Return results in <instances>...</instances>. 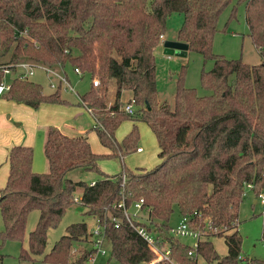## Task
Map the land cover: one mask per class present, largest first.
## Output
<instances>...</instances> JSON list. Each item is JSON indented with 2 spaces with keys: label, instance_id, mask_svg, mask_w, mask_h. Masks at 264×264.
Masks as SVG:
<instances>
[{
  "label": "trees",
  "instance_id": "obj_1",
  "mask_svg": "<svg viewBox=\"0 0 264 264\" xmlns=\"http://www.w3.org/2000/svg\"><path fill=\"white\" fill-rule=\"evenodd\" d=\"M234 0H0V81L4 70L16 64L57 69L69 66L86 75L90 87L80 100L90 111L98 143L105 158L135 152L136 123L147 126L157 147L158 164L150 170L109 176L97 167L85 136L66 137L55 128L46 132L42 148L46 173L31 169L32 150L13 146L7 151V177L0 188V238L20 241L26 217L37 211L35 227L27 235V251L19 258L39 256L46 232L57 226L73 203L74 193L84 215L107 222L120 195L125 205L142 199L149 208L150 228L164 236L175 206L179 217L206 230L197 256L203 264H243L236 220L246 186L252 195L264 193V63L249 66L211 53V41L220 14ZM243 4L244 22L252 46L264 59V0H235ZM234 8V7H233ZM234 10V9H233ZM233 12V11H232ZM182 15L176 40L199 54L212 67L199 75L204 95L182 86L178 77L172 106L157 99L154 49L171 14ZM96 80L98 85L91 86ZM114 97L108 102L109 88ZM129 93L132 114L124 113L120 94ZM0 98L32 110L44 104L65 105L57 90L42 95L38 84L13 78ZM128 133L117 143L114 133L125 121ZM75 169L101 176L92 185L74 182L66 174ZM163 221L162 226H158ZM110 258L120 264H138L152 258L144 242L122 221L117 229L106 226ZM222 237L226 254L218 257L210 238ZM264 241V223L261 229ZM83 222L70 224L42 255L43 264L68 263L74 243H86ZM171 257L191 264L187 247L167 238ZM86 252H79L74 264Z\"/></svg>",
  "mask_w": 264,
  "mask_h": 264
},
{
  "label": "rangeland",
  "instance_id": "obj_2",
  "mask_svg": "<svg viewBox=\"0 0 264 264\" xmlns=\"http://www.w3.org/2000/svg\"><path fill=\"white\" fill-rule=\"evenodd\" d=\"M182 20V15L171 14L165 21L161 41L174 42ZM210 50L213 55L220 56L225 60H239L249 66L264 63V59L259 57L247 35L243 4L241 2L234 0L218 17ZM153 55L155 89L158 101L164 102L170 107L172 106L173 92L178 77L182 78L183 87L194 89L198 95H204V91L199 85V75L201 72H207L211 69V61H204L199 54L192 51H187L180 56L173 53L167 58V55L163 53V48L159 46L154 49ZM22 71L20 68L8 70V73L4 76V83L8 85L10 80ZM33 73L34 75L28 77V80L39 84L43 94L55 92L49 87V80L55 83L58 81L56 77L50 74L46 76L38 68H33ZM75 74L68 68L66 70L67 81L65 83L59 82L61 89L59 92L57 91L62 99L73 103L76 102L74 93L76 92L78 95L84 94L90 82L86 75L77 76ZM128 97L129 93L124 91L120 100L125 102ZM40 106L42 107V105ZM40 106L32 110L30 114L27 111L12 109L8 101L0 98V123L6 122L10 125V129H6L3 135L6 136V133L8 135L13 133L11 136L14 137L15 133H17L24 138L25 143L33 144L34 149L29 146L33 152V158L37 159L35 166L39 170H43L45 161L42 151L41 149H37V145H39V140L43 137V133L47 128H56L64 134L70 133L73 129L78 131L87 130L90 150L100 156L97 161V167L102 173L109 176L119 174L122 169L128 172L140 169L150 170L158 164L157 147L154 137L147 126L141 122L136 123L138 132L136 147L141 149V153L136 154L133 152L122 158H105L104 156L107 154V151L97 142L94 134L89 132L92 126L91 119L80 106L65 107L58 104H46L45 106L49 108L45 112L37 113ZM130 126L131 122L129 120H125L119 125L114 133V139L117 143L128 133ZM0 131L2 130L0 129ZM125 173L121 172V174ZM0 177V180H2L3 177ZM66 177L71 181L84 182L86 184H89L90 181L101 179V176L97 173L86 172L81 169L72 170L66 174ZM74 199H76L75 203L66 209L57 226L47 230L46 243L42 255L49 252L53 244L64 235L66 227L70 224L83 222L86 225L88 233L92 230L95 220L84 215V208L77 203V199H79L78 190L74 193ZM256 199V196L246 190L238 207L235 230L240 238L239 256L242 259L241 261H245L243 264H264V241L261 239V229L264 223V217L261 215V212L264 211V205L261 206ZM253 201L256 203L253 204ZM140 216L145 218V214L143 213ZM37 218V211L28 213L23 237L20 241L3 240L0 238V264H43L42 255L31 256L29 254V260L19 258L20 250L27 251V235L35 227ZM178 220L179 215L175 206H173L167 226H174ZM2 230L3 226L0 218V234ZM87 241L86 243L77 242L73 244L71 248L73 252H69L68 263L72 262L74 264L73 261L76 260V255L89 247ZM177 241L184 246L190 244V241L187 239H178ZM210 243L218 257L225 256L226 246L222 237H212L210 238ZM106 260L107 258L105 257L100 261L105 262ZM197 264H203L202 260H198Z\"/></svg>",
  "mask_w": 264,
  "mask_h": 264
},
{
  "label": "built area",
  "instance_id": "obj_3",
  "mask_svg": "<svg viewBox=\"0 0 264 264\" xmlns=\"http://www.w3.org/2000/svg\"><path fill=\"white\" fill-rule=\"evenodd\" d=\"M162 36H159V42L161 41ZM169 56H167L168 58ZM22 69L24 72L19 74L17 77L19 79H26L32 75L33 68H38L44 70V72L53 74L56 76L59 82L65 83V79L54 73L49 69L43 67H33L27 63L16 64L13 69ZM74 73L79 75V71L74 69ZM3 77L0 81V96L7 91L8 85L4 83V76L8 73V70H4ZM98 82L94 79L91 81V86L96 87ZM50 88L56 89L57 87L53 84L50 85ZM70 91H72L70 89ZM132 103L125 104L122 109L124 113L131 115L132 114ZM87 113L90 114V111L87 110ZM91 115V114H90ZM140 148H136L135 152H140ZM121 186L125 182L124 174H121L120 177ZM92 185V183L90 184ZM247 190H250V186H246ZM261 206L264 205V193L257 195V199ZM143 201L139 199L138 201L132 202L129 207L125 205L123 195H120L119 200L111 206V210L119 214V216L108 215L107 222H100L95 220L92 230L87 232V244L88 248H85L81 252H86L83 260L78 264H120L118 261L110 258V246L106 241L105 231L106 226L111 225L113 229L119 228L122 221L131 229L145 244L148 252L151 253L152 258L140 262L138 264H181L179 261L171 257L169 243L167 238L178 240V239H187L190 241V244L187 247L186 256L191 264H197L198 256L197 249L199 242L202 240L204 235H206V230H199L195 228L186 218L179 217V220L172 227H168L167 233L164 236L156 229L150 228L149 220V208L142 207ZM145 214V218H142L140 214ZM261 215L264 217V211L261 212ZM163 221L159 223L158 226H162ZM73 252V250H70ZM79 256V255H77ZM107 258L105 262H101V259Z\"/></svg>",
  "mask_w": 264,
  "mask_h": 264
},
{
  "label": "crops",
  "instance_id": "obj_4",
  "mask_svg": "<svg viewBox=\"0 0 264 264\" xmlns=\"http://www.w3.org/2000/svg\"><path fill=\"white\" fill-rule=\"evenodd\" d=\"M175 42H178L176 39L174 40ZM162 43H163V41H160L159 43H158V45L157 46H159V47H161L162 48ZM156 46V47H157ZM187 52V51H186ZM70 69L71 71H72V73L73 74H75L74 72H73V69H71L69 66H64V67H60V68H57V69H49L52 73H54V74H56V75H58V76H60V77H63L64 79H65V81H67V78H66V70L67 69ZM14 70V69H13ZM41 71H43L44 72V70H42V69H40ZM59 71V72H58ZM24 71H22V72H19L18 74H16V76L15 77H17L19 74H22ZM45 74H46V76H47V74H49V73H46V72H44ZM34 75V73H33V70H32V75L31 76H33ZM50 75H53V74H50ZM75 75H77V74H75ZM54 77H56L55 75H53ZM77 76H80V74L79 75H77ZM30 77V76H29ZM27 80H28V77L26 78ZM12 80V79H11ZM10 80V81H11ZM90 81V80H89ZM57 82V83H56ZM55 83H52L50 80H49V87H50V85L51 84H53V85H55L57 88L56 89H54V88H51L53 91H60V89H61V87H60V84H59V81H56ZM33 83V82H32ZM35 84H37V83H35ZM39 85V84H38ZM89 87H90V82H89ZM89 87H88V89H89ZM41 88V87H40ZM88 89H87V91H88ZM72 92V91H71ZM41 93H42V91H41ZM52 93H54V92H51V93H48V94H43L42 93V95H49V94H52ZM74 93V92H73ZM86 93V92H85ZM123 93V92H122ZM122 93L120 94V97H121V95H122ZM75 94V97H76V102H70V101H68V100H65V99H62L61 97H60V94L58 93V97H59V99L60 100H62V101H64V102H66V104L65 105H63V106H68V107H75V106H80V108L82 109V110H84L86 113H87V111H86V109H85V107H84V105L82 104V102H81V100H80V97L83 95H78L76 92L74 93ZM113 97H114V91H113V88L112 87H110L109 88V93H108V102L109 103H111V101L113 100ZM120 97H119V102L121 103V104H125L127 101H121L120 100ZM128 99H129V97H128ZM127 99V100H128ZM4 101H6V100H4ZM9 103H10V106H11V108L12 109H14V110H20V111H27V112H30V114H31V112H32V109H30V108H27L26 106H24V105H21V104H16V103H13V102H10V101H8ZM69 103V104H68ZM46 104H44V105H42V107L40 106V108H39V110H38V112L37 113H42V112H45L46 110H47V108H49L48 106H45ZM59 105V104H58ZM74 105V106H73ZM34 113V112H33ZM88 114V113H87ZM89 115V118L91 119V122H92V126L94 125V119L92 118V116L90 115V114H88ZM91 126V127H92ZM0 129L2 130V131H0V176H2L3 178H2V180H0V188L4 185V183H5V180H6V177H7V171H8V169H7V164H6V160H5V158H6V155H7V151L11 148V147H13V146H18V145H20V146H26V147H29L30 149H31V147H32V149H34V146H33V144H30V143H25L24 142V138L21 136V135H18L17 133H15V136L14 137H12L11 135L13 134H9L8 135V133H6L7 135L5 136V135H3V133L4 132H6V129H10V125L8 124V123H6V122H1L0 123ZM49 128H47L46 130H45V132L43 133V137H41L40 138V140H39V145H37V143H36V145H37V149H41V151H42V148H43V145H44V142H45V137H46V132H47V130H48ZM56 129V128H55ZM56 130H58V129H56ZM87 131V130H86ZM86 131H81V130H71L70 131V133H68V134H64L63 132H61V131H59L58 130V132L61 134V135H63V136H66V137H69V138H72V137H77V136H85L86 137V139H87V133H86ZM90 132V131H89ZM94 134V133H93ZM95 136V135H94ZM95 138H96V136H95ZM97 140V139H96ZM87 142H88V144H90V142L88 141V139H87ZM98 142V141H97ZM31 147H30V146ZM91 146V145H90ZM91 149V148H90ZM92 151V150H91ZM107 151V150H106ZM107 153H108V151H107ZM134 153H136V154H139V153H141V150H140V152H134ZM43 154V153H42ZM36 161H37V159H35V158H33V152H32V161H31V169H32V171L33 172H35V173H37V172H47V164H46V161H45V159H44V161H45V167L43 168V170H39V169H37L36 168V166H35V164H36ZM33 163V164H32ZM45 172V173H46ZM0 179H1V177H0ZM94 181H90L89 182V184H91V183H93ZM75 201H76V199H75ZM77 201H78V199H77ZM254 202V201H253ZM256 202H254V204H255Z\"/></svg>",
  "mask_w": 264,
  "mask_h": 264
},
{
  "label": "water",
  "instance_id": "obj_5",
  "mask_svg": "<svg viewBox=\"0 0 264 264\" xmlns=\"http://www.w3.org/2000/svg\"><path fill=\"white\" fill-rule=\"evenodd\" d=\"M163 53L167 56L172 55L173 53L175 55H182L187 51V46L180 42H168L164 41L162 43ZM254 204V203H253Z\"/></svg>",
  "mask_w": 264,
  "mask_h": 264
}]
</instances>
